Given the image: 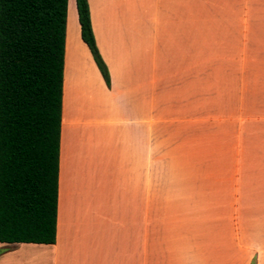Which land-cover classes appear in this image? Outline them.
<instances>
[{
	"label": "crops",
	"instance_id": "1",
	"mask_svg": "<svg viewBox=\"0 0 264 264\" xmlns=\"http://www.w3.org/2000/svg\"><path fill=\"white\" fill-rule=\"evenodd\" d=\"M86 3L108 85L72 0L54 242H0V264H264V77L250 79L247 117L226 116L204 109L192 60L204 5L232 7L235 22L248 7L249 37L264 38V0ZM223 129L233 131V173H204V134ZM235 129H247V150Z\"/></svg>",
	"mask_w": 264,
	"mask_h": 264
},
{
	"label": "trees",
	"instance_id": "2",
	"mask_svg": "<svg viewBox=\"0 0 264 264\" xmlns=\"http://www.w3.org/2000/svg\"><path fill=\"white\" fill-rule=\"evenodd\" d=\"M79 38L105 85L86 0ZM66 0H0V242L52 244Z\"/></svg>",
	"mask_w": 264,
	"mask_h": 264
},
{
	"label": "rangeland",
	"instance_id": "3",
	"mask_svg": "<svg viewBox=\"0 0 264 264\" xmlns=\"http://www.w3.org/2000/svg\"><path fill=\"white\" fill-rule=\"evenodd\" d=\"M71 3L67 0V37L77 28ZM245 14L248 7L242 6L241 20L235 22L232 7L204 5V21L194 22L192 60L194 74L204 78V109L224 111L226 116L239 110L247 117L250 79L264 77V38L249 37L250 23L243 20L248 17ZM234 131L247 150V129ZM232 133V129H223L209 137L204 134V173H233L234 162L229 160L233 156Z\"/></svg>",
	"mask_w": 264,
	"mask_h": 264
}]
</instances>
